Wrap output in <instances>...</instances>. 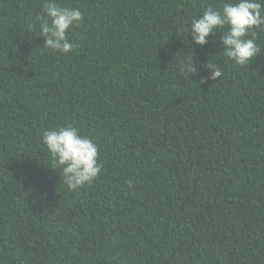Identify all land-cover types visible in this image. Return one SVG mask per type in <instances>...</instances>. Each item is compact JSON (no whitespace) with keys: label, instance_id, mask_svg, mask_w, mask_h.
Instances as JSON below:
<instances>
[{"label":"trees","instance_id":"1","mask_svg":"<svg viewBox=\"0 0 264 264\" xmlns=\"http://www.w3.org/2000/svg\"><path fill=\"white\" fill-rule=\"evenodd\" d=\"M225 2L57 0L64 54L45 0H0V264H264V28L249 66L188 34ZM65 124L102 166L77 191L42 139Z\"/></svg>","mask_w":264,"mask_h":264},{"label":"clouds","instance_id":"2","mask_svg":"<svg viewBox=\"0 0 264 264\" xmlns=\"http://www.w3.org/2000/svg\"><path fill=\"white\" fill-rule=\"evenodd\" d=\"M44 20L40 24V37L43 48L67 54L74 48L68 39L70 29L77 27L83 20V13L77 7H62L57 0H45ZM227 28L226 33L220 31ZM264 28V0H226L221 8L208 7L202 15L190 22L188 34L191 43L204 46L217 32H221L220 43L224 54L239 66H245L261 54L256 42V29ZM194 62L181 65V71L196 75L198 69ZM209 76L201 80L216 81L222 75L219 67H210ZM43 143L51 158L52 165L61 170L70 190L77 191L91 184L101 174L98 162V146L82 136L72 125L54 127L43 132Z\"/></svg>","mask_w":264,"mask_h":264}]
</instances>
